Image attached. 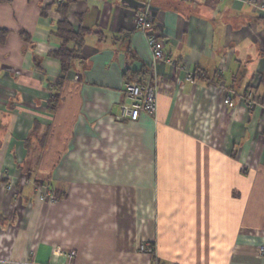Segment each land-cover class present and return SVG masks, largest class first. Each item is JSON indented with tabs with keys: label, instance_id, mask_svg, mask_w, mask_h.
Instances as JSON below:
<instances>
[{
	"label": "crops",
	"instance_id": "obj_1",
	"mask_svg": "<svg viewBox=\"0 0 264 264\" xmlns=\"http://www.w3.org/2000/svg\"><path fill=\"white\" fill-rule=\"evenodd\" d=\"M53 1L0 2V264H264V10L79 0L68 20L95 33L60 86ZM148 7L157 110L118 123L124 83L152 63Z\"/></svg>",
	"mask_w": 264,
	"mask_h": 264
},
{
	"label": "built area",
	"instance_id": "obj_2",
	"mask_svg": "<svg viewBox=\"0 0 264 264\" xmlns=\"http://www.w3.org/2000/svg\"><path fill=\"white\" fill-rule=\"evenodd\" d=\"M245 2L255 6L259 10H264V5H259L257 0H245ZM155 17L150 7L144 9L136 19L137 28L142 31L146 37L148 47L152 54V63L150 69L143 73L142 77L137 81H126L124 83L123 93L125 100L120 104V112L114 116V120L118 123L124 121H137L142 114L152 116L157 110L158 82L155 79L157 72V64L165 61L164 41L156 36L153 32ZM191 80V76H188ZM252 93L246 95V105L252 108L253 101L251 100ZM224 104L232 107L231 97L227 96L224 99ZM46 201L55 202L57 199L50 192L46 194ZM142 252H147L148 245L140 247ZM66 256L73 259L76 256L75 251H70ZM20 264H39L28 260Z\"/></svg>",
	"mask_w": 264,
	"mask_h": 264
},
{
	"label": "trees",
	"instance_id": "obj_3",
	"mask_svg": "<svg viewBox=\"0 0 264 264\" xmlns=\"http://www.w3.org/2000/svg\"><path fill=\"white\" fill-rule=\"evenodd\" d=\"M3 1L6 0H0V2ZM78 1L79 0H62L60 2H57L55 0L51 5H48L41 12V16L48 17L50 11H53V13L57 17V30L55 32V35L61 40V45L59 49L52 51L50 53V57L58 60L60 63V68L63 75V77L58 82L60 86L66 81L68 73L73 69L76 61L79 59L80 52L84 46L86 37L92 33H95L94 31H91L81 26L76 30L69 22L68 20L69 9L71 5H73ZM7 34L8 31L0 30V43H5ZM25 35H26L25 33H22V36H24V38L29 39V37H26ZM128 81H136V79L135 80L132 79ZM259 83L262 84L264 88V76L261 77ZM253 89L254 88L250 87L246 95L250 91H253ZM51 193L54 195V197L57 200L61 198L59 196H56V193L54 191H51Z\"/></svg>",
	"mask_w": 264,
	"mask_h": 264
},
{
	"label": "water",
	"instance_id": "obj_4",
	"mask_svg": "<svg viewBox=\"0 0 264 264\" xmlns=\"http://www.w3.org/2000/svg\"><path fill=\"white\" fill-rule=\"evenodd\" d=\"M131 2H133V1L131 0ZM130 6H131L132 8H136V5L134 4V2L131 3Z\"/></svg>",
	"mask_w": 264,
	"mask_h": 264
},
{
	"label": "rangeland",
	"instance_id": "obj_5",
	"mask_svg": "<svg viewBox=\"0 0 264 264\" xmlns=\"http://www.w3.org/2000/svg\"><path fill=\"white\" fill-rule=\"evenodd\" d=\"M137 27V26H136Z\"/></svg>",
	"mask_w": 264,
	"mask_h": 264
}]
</instances>
